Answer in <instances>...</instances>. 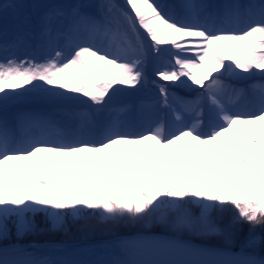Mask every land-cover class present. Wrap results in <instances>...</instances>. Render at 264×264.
I'll list each match as a JSON object with an SVG mask.
<instances>
[{
  "label": "snow or ice",
  "instance_id": "obj_1",
  "mask_svg": "<svg viewBox=\"0 0 264 264\" xmlns=\"http://www.w3.org/2000/svg\"><path fill=\"white\" fill-rule=\"evenodd\" d=\"M87 6L44 13L40 35L54 54L42 61L9 57L15 45L0 42V245L13 229L18 239L33 233L37 214L61 230L85 209L215 236L225 230L211 212L230 205L238 216L229 227L264 226V2L214 13L201 0H101L98 16ZM21 7L0 2V16ZM66 15L68 28L54 33L53 21ZM150 59L159 98L114 102L118 86L148 83ZM257 73L261 80L246 86L227 82ZM159 81L195 95L177 97ZM29 95L47 108L10 122L9 106ZM258 243L251 230L238 252L139 237L122 240L124 258L111 264H264L245 251ZM0 264L76 262L12 244L0 246Z\"/></svg>",
  "mask_w": 264,
  "mask_h": 264
},
{
  "label": "rangeland",
  "instance_id": "obj_2",
  "mask_svg": "<svg viewBox=\"0 0 264 264\" xmlns=\"http://www.w3.org/2000/svg\"><path fill=\"white\" fill-rule=\"evenodd\" d=\"M0 2H15L23 5V7L15 10L9 9L6 15L0 16V42H7L9 45H15L9 48L7 53L8 56H16L20 59H24L27 56L30 59L37 58L42 61L46 55L50 53L54 54L49 43L42 39L40 35L41 18L44 13L55 6L63 9L67 14L71 5L85 4L88 6L83 9L84 12L93 16H98L100 10L97 5L101 3V0H0ZM115 2L123 4L124 0H115ZM180 2L181 0H173V3L176 4ZM201 2H203V0H201ZM221 2L220 0V4H222ZM25 17H27L26 21L24 19ZM69 23L70 17L68 15L56 18L52 25L53 32L63 33L68 28ZM97 43L99 42L97 41ZM58 45L63 48L64 39L62 37L59 39ZM65 51H67V49H65ZM2 58L3 53H0V59ZM242 82L243 80L235 79L229 81V83H240V85ZM118 87L124 89V91L117 92L114 95V102L127 101L136 105L140 102L154 101L159 98V91L153 86L151 81H148L146 85L139 86L135 90L125 85H120ZM80 99L83 100L86 98L81 96ZM45 108H47L46 105L38 103L34 96L29 95L21 98L19 102H14L10 105L6 115L9 121L14 123L17 113L37 111ZM188 207L194 214H199L200 209L194 204L188 205ZM232 214L233 212L230 209L224 213L212 211L211 218L220 226L224 222H230L232 220ZM36 218L44 219V216L43 214H37ZM112 237H123L128 239H136L139 237L175 238L194 246L216 247L228 249L232 252L240 251V245H235L236 239L233 236L230 242L228 236L225 234L200 236L188 232L176 233L158 223H145L143 221L132 223L126 219L104 220L101 218L99 212L92 214L91 211L87 209H85V213L78 218L68 217L65 227L61 230H52L50 225L47 229L44 225L40 224L38 226L36 225V230L33 233L18 239L13 229V234L10 238L3 241L0 246L12 244L32 246L58 243L68 245V243L74 244L78 241L98 238L109 239ZM240 242L242 243L243 240H239V244ZM245 251L253 253L257 257H262L257 253L258 250L253 247L246 248Z\"/></svg>",
  "mask_w": 264,
  "mask_h": 264
},
{
  "label": "bare ground",
  "instance_id": "obj_3",
  "mask_svg": "<svg viewBox=\"0 0 264 264\" xmlns=\"http://www.w3.org/2000/svg\"><path fill=\"white\" fill-rule=\"evenodd\" d=\"M252 2H256V3H260V2H264V0H252ZM146 43H150V40H147ZM209 63H211V61H209ZM153 67H154V62L150 59L147 67H146V75L148 78V81H152V79H154L153 76ZM237 71L239 72L240 70L237 69ZM256 70H254L255 72ZM242 76H246V74H241ZM186 79V78H184ZM261 80L260 75L257 73L253 76H251V78L249 79H243L242 85L241 86H246L248 84H251L255 81H259ZM230 81V80H229ZM229 81H227L229 83ZM162 82L163 84H166L169 87L170 92L175 93L177 97H184L186 99H191L194 97V92L189 91L187 88L182 87V86H176L175 82H171V81H159ZM191 81H188V84H191ZM193 88H195L197 91H199V86L197 85H192ZM173 103L175 104L176 102L173 101ZM25 248L26 251L30 252V253H34L36 257H43V255L41 253H43L44 251H47L48 249L54 248L52 249L53 253H50V257L52 258L53 256L56 255H61L62 256V251H65V248H58L57 245L55 244H50V245H46V246H35V247H27V246H23Z\"/></svg>",
  "mask_w": 264,
  "mask_h": 264
},
{
  "label": "trees",
  "instance_id": "obj_4",
  "mask_svg": "<svg viewBox=\"0 0 264 264\" xmlns=\"http://www.w3.org/2000/svg\"><path fill=\"white\" fill-rule=\"evenodd\" d=\"M228 208L233 212L232 218L234 216L238 215V212H237L236 209H233L231 206L228 207ZM230 222H224V223H222V225H220L222 229L225 228L224 229L225 230V235L228 236L227 234L229 232L233 233V237L236 239L235 245H241V242L239 244V240H243L244 241L249 236V233H250V230H251V234L253 236L259 238V243L256 246H254L253 248L258 250L257 253H259L260 256L264 257V226H256L255 229L252 230L251 226L247 222H240V223H237V224L229 227ZM40 224L44 225V227L47 228V229L49 227V224L45 220V218L44 219L36 218V225L38 226ZM39 227H41V226H39ZM74 233H76V232H74Z\"/></svg>",
  "mask_w": 264,
  "mask_h": 264
}]
</instances>
